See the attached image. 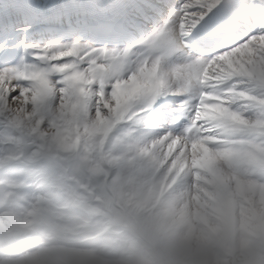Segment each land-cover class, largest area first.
Masks as SVG:
<instances>
[{
  "label": "clouds",
  "instance_id": "obj_1",
  "mask_svg": "<svg viewBox=\"0 0 264 264\" xmlns=\"http://www.w3.org/2000/svg\"><path fill=\"white\" fill-rule=\"evenodd\" d=\"M138 81L189 102L200 95L172 76L133 73L117 81L109 113L58 130L59 163L0 172L19 182L0 184V238L18 241L11 254L21 264H264V124L250 117L243 139L205 152L216 137L196 120L229 137L235 122L196 105L190 128L165 130L138 103Z\"/></svg>",
  "mask_w": 264,
  "mask_h": 264
},
{
  "label": "snow or ice",
  "instance_id": "obj_2",
  "mask_svg": "<svg viewBox=\"0 0 264 264\" xmlns=\"http://www.w3.org/2000/svg\"><path fill=\"white\" fill-rule=\"evenodd\" d=\"M133 73L198 87L189 102L138 81L153 124L186 131L199 105L240 129L208 133L197 119L216 137L205 152L243 139L250 117L264 124V0H0V172L59 163L58 130L84 112L109 113L117 81ZM17 246L0 238V264H21Z\"/></svg>",
  "mask_w": 264,
  "mask_h": 264
}]
</instances>
